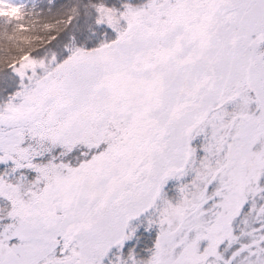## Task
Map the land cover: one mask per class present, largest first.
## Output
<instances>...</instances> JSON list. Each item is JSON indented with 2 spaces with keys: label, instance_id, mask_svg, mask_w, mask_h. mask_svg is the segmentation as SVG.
I'll return each instance as SVG.
<instances>
[{
  "label": "snow or ice",
  "instance_id": "obj_1",
  "mask_svg": "<svg viewBox=\"0 0 264 264\" xmlns=\"http://www.w3.org/2000/svg\"><path fill=\"white\" fill-rule=\"evenodd\" d=\"M0 264H264V0H0Z\"/></svg>",
  "mask_w": 264,
  "mask_h": 264
}]
</instances>
